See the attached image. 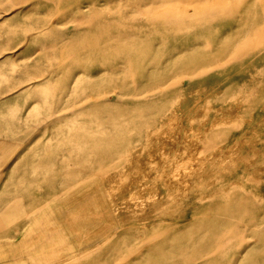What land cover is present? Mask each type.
Masks as SVG:
<instances>
[{
  "label": "rangeland",
  "instance_id": "374dc122",
  "mask_svg": "<svg viewBox=\"0 0 264 264\" xmlns=\"http://www.w3.org/2000/svg\"><path fill=\"white\" fill-rule=\"evenodd\" d=\"M87 180L116 231L70 264H264V0L0 1V246L42 264Z\"/></svg>",
  "mask_w": 264,
  "mask_h": 264
},
{
  "label": "bare ground",
  "instance_id": "6f19581e",
  "mask_svg": "<svg viewBox=\"0 0 264 264\" xmlns=\"http://www.w3.org/2000/svg\"><path fill=\"white\" fill-rule=\"evenodd\" d=\"M135 3V2H134ZM262 31V30H261ZM253 44V43H252ZM218 61V60H217ZM193 73V72H192ZM80 77H76V81L75 84H77L78 82L82 81L85 79V77H83L81 74L77 75ZM76 123V122H75ZM102 123V122H101ZM119 130V129H118ZM120 131V130H119ZM118 133V132H117ZM88 138V136H87ZM90 138V137H89ZM102 141V139H101ZM104 141V139H103ZM108 141V140H107ZM106 141V142H107ZM96 143V142H95ZM100 143V141H99ZM103 143V142H102ZM104 145H106L104 143ZM108 145V144H107ZM24 153V152H23ZM115 154V153H114ZM178 154V153H176ZM119 157L118 159L121 160L122 157ZM113 160V159H112ZM115 161L117 159H114ZM118 160V161H120ZM34 161V160H33ZM110 162V160H108ZM115 161H113L115 163ZM108 162V163H109ZM112 162V161H111ZM106 163V162H105ZM113 163V164H114ZM117 163V161H116ZM85 164V163H84ZM188 164V163H187ZM78 165V164H77ZM111 165V163H110ZM181 166V165H180ZM108 167V165H107ZM110 167V166H109ZM112 167V166H111ZM143 166L140 167V169H142ZM107 169V168H106ZM178 169V168H177ZM181 169V168H179ZM183 169V168H182ZM192 169V168H191ZM177 171V170H176ZM179 173V172H178ZM79 174V173H78ZM177 174V173H176ZM180 175V174H179ZM156 176V175H155ZM154 177V176H153ZM179 177V176H178ZM177 177V178H178ZM70 178V177H69ZM108 178V177H106ZM27 179V178H26ZM105 179V177H104ZM68 180V179H67ZM91 180V179H90ZM173 180V179H172ZM20 180L17 179L16 182H19ZM89 181V180H87ZM67 182V181H66ZM94 182L89 181V185H82L80 187H77V189H75L72 192H69L68 194H66L63 198L61 199H57L55 201H53L46 209H44L43 211L40 212L41 216L40 219H34L35 223L39 222L40 220H44L47 224V230H45L43 233H41L40 235L35 237V240L31 243L30 247L28 248H23L26 249L25 252H27V254L30 256L31 259L33 258H39L40 262L42 264H50V260H52V258H54V256H58L60 255L58 253H55L53 251L51 252H47L45 250V246L44 243H49L50 245H54L57 249L60 248H68L71 247V249H67L66 251H64V249L62 250V255H60V257L58 258L57 261L54 262V264H70L73 261L76 260H80L81 258H84L86 256V254H88V252H91L95 246H99L100 244H96L98 241L100 242L102 239H106L108 238L111 234H113L116 231V228H113L112 226L114 225L112 222L109 224L107 218H105V215L103 213H99L96 210V207H98V202L101 200L100 198V194L99 196L97 195L94 196V192L91 190L93 188H98V185ZM156 183V182H155ZM155 186V185H154ZM152 187V186H151ZM156 188V187H155ZM73 190V189H72ZM151 192V191H150ZM154 197V196H153ZM152 197V198H153ZM149 198V197H148ZM156 198V197H155ZM144 200L147 201V199L145 198ZM154 200V199H151ZM148 201H150L148 199ZM145 202V201H144ZM22 203H19V207ZM16 205V204H15ZM23 205V204H22ZM135 206V205H134ZM16 206H14L15 208ZM136 207V206H135ZM134 207V208H135ZM141 207V206H140ZM143 207V206H142ZM141 207V208H142ZM78 208L82 209V211L77 210ZM47 209L50 211V214L48 216L47 214ZM258 212L260 215L264 214V205H262L261 207L258 208ZM54 212H58L61 213V215L63 216L64 220L66 221V223L69 225V230L70 232L73 234V239H75L76 241V245L75 247H73V245L71 244H65L69 241V239L67 237H65L63 235V233L58 229L59 225L56 222V218L53 216ZM37 218V217H34ZM262 218V217H261ZM160 220H153L152 218H148L145 222L141 223V229L144 230L145 232L148 230V228L154 226L156 223H158ZM54 222L56 223V225H58L57 231L51 229V225L54 224ZM108 224H106V223ZM263 221L260 222V224L256 227H258L261 225ZM257 224V223H256ZM240 227V226H239ZM190 228V227H189ZM262 228V227H260ZM240 229V228H239ZM257 229V228H256ZM69 232V231H68ZM261 232V231H260ZM262 233V232H261ZM27 234V232H26ZM245 234V233H244ZM255 234V233H254ZM184 235V234H183ZM189 236V235H188ZM244 236V235H243ZM242 236V237H243ZM259 236V234H258ZM257 236V237H258ZM192 239V238H191ZM190 239V240H191ZM148 240H151L148 239ZM185 241V240H184ZM183 241V242H184ZM193 241V240H192ZM160 243V241H158ZM201 242V241H200ZM244 242V241H243ZM182 243V242H181ZM185 243V242H184ZM189 243V242H188ZM242 243V240H241ZM255 243H257L255 241ZM178 244V243H177ZM254 245V244H253ZM146 252L151 251L152 247L156 246V242L153 244V240L152 243L150 242V244L146 245ZM164 246V245H163ZM178 246V245H177ZM252 246V245H251ZM250 246V247H251ZM170 246H168L169 248ZM249 245H247L240 253V258H244L243 255L246 253V251L248 250V248H250ZM0 248L2 249L1 252H3L2 257L0 259V264H21V253L17 252V248L16 244L14 245H6V244H2L0 246ZM160 248V247H159ZM173 248V247H172ZM253 248V247H251ZM158 249V248H157ZM163 250V249H162ZM178 250V249H177ZM185 250V249H184ZM188 250V249H187ZM6 251V253H5ZM20 251V250H19ZM159 250H156L155 252H157ZM171 251V250H170ZM144 252V251H143ZM142 252V254H143ZM178 252V251H177ZM182 252V251H181ZM151 253V252H149ZM249 253V251H248ZM148 254V253H147ZM146 254V255H147ZM171 254V253H170ZM169 254V255H170ZM180 254V253H179ZM27 255V256H28ZM145 255V254H144ZM145 255V256H146ZM156 255V254H155ZM168 255V256H169ZM173 255V253H172ZM137 256V255H136ZM142 256V255H141ZM183 256V254H182ZM13 258V259H9V258ZM167 257V256H166ZM176 257V256H175ZM180 257V255H179ZM142 258V257H141ZM140 258V259H141ZM169 258V257H168ZM173 258V256L171 257V259ZM183 258V257H182ZM19 259V260H18ZM133 259V258H132ZM136 259V258H135ZM179 258H177L178 260ZM131 260V259H130ZM142 260V259H141ZM145 262L144 264H163L161 262H155L154 260H148L146 258H144ZM176 260V259H175ZM261 260V259H259ZM182 261V260H180ZM179 262V260H178ZM239 262V261H238ZM171 263V262H170ZM184 263V262H183ZM240 263V262H239ZM169 264V263H168ZM181 264V263H180ZM259 264V263H258Z\"/></svg>",
  "mask_w": 264,
  "mask_h": 264
},
{
  "label": "crops",
  "instance_id": "0c3cea01",
  "mask_svg": "<svg viewBox=\"0 0 264 264\" xmlns=\"http://www.w3.org/2000/svg\"><path fill=\"white\" fill-rule=\"evenodd\" d=\"M0 1H6V0H0ZM7 1H10V2H12V4H15V5H18L19 4V2H20V0H7ZM28 1H31V0H28ZM213 1V0H212ZM214 1H216V3H218V2H229V1H231V0H214ZM220 13H221V11H220ZM219 15V14H218ZM219 16H222V15H219ZM205 24H209V25H212L213 23H214V21L213 20H210V21H205L204 22ZM183 24H186V23H183ZM167 25V24H166ZM177 24L175 23V22H173V24H172V26H173V29H175L174 27L176 26ZM165 26V25H164ZM172 26H171V24L168 22V27L167 28H172ZM186 43H184V45H182V46H173V49H176V48H182V49H184V48H190V46H188V45H185Z\"/></svg>",
  "mask_w": 264,
  "mask_h": 264
}]
</instances>
